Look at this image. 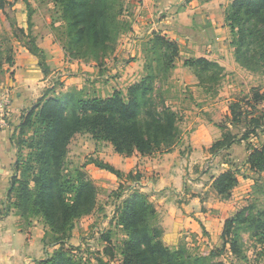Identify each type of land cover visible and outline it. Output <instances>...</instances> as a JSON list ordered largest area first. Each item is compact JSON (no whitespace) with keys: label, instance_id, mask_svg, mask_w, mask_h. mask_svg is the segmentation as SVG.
Listing matches in <instances>:
<instances>
[{"label":"trees","instance_id":"1","mask_svg":"<svg viewBox=\"0 0 264 264\" xmlns=\"http://www.w3.org/2000/svg\"><path fill=\"white\" fill-rule=\"evenodd\" d=\"M53 1L60 6L66 22L71 59H95L103 63V58L115 50L123 27L113 11L118 0ZM225 20L237 63L251 71L264 72V0H234L225 9ZM28 40V50L39 57L40 67L48 74L45 51ZM145 51L147 73L131 84L126 94L119 89L106 97L87 96L82 89L57 93L52 86L24 112L12 133L16 158L3 216L14 212L26 219L37 216L44 219L48 229L43 243L55 249L36 264H87L74 255L71 247L66 248L75 220L90 213L96 205L97 188L93 181L82 171L70 174L65 168L69 146L77 135L88 134L95 141L109 142L116 153L126 157L170 151L180 141L177 112L158 108L151 93L160 73L173 69L181 46L175 39L154 32ZM8 62L11 66L14 64L11 58ZM5 64L0 57V71ZM184 65L193 67L201 82H216L223 70L217 61L205 57L185 58ZM262 101L264 91L252 88L249 96L230 103L228 122L245 124L246 130L239 136L228 123L219 124L222 136L210 148L212 153L218 154L233 143L263 131L264 111L258 109ZM249 148L246 164L261 174L259 180L264 173V143L249 145ZM95 163L117 176H124L111 164L98 160ZM127 177L135 179L137 184L140 180V175L132 171ZM238 182V170L228 169L214 176L213 187L222 198H229ZM112 193L117 198L110 220L114 229L103 232L101 237L106 243L104 253L113 259L118 251L120 264H228L216 260L225 254L246 261L245 235L255 249V259L264 260V208L259 206L258 198L227 218L220 245L208 254H201L186 244L170 247L164 243L159 212L138 185H121ZM116 234L124 235L117 245L114 243ZM98 262L111 264L102 258H98Z\"/></svg>","mask_w":264,"mask_h":264},{"label":"rangeland","instance_id":"2","mask_svg":"<svg viewBox=\"0 0 264 264\" xmlns=\"http://www.w3.org/2000/svg\"><path fill=\"white\" fill-rule=\"evenodd\" d=\"M28 1L30 3L26 0H2V2L0 0V57L6 61V66H11L8 62L9 58L15 64L20 47L28 50L27 42L31 39L34 45L45 51V63L49 66V73L46 75L51 76L45 88L54 86L57 93L82 89L84 95L106 97L119 89L126 94L128 87L147 73L148 56L145 49L148 38H137L138 33L134 26L140 0L115 2L113 11L117 13L123 27L116 39L115 50L103 58V63L95 59L88 61L71 59L66 22L62 19L60 6L53 0ZM181 44V52L174 61L173 69L170 68L168 73L166 71L160 73L151 93L158 108H170L177 112L180 130V141L177 144L187 141L190 129L195 130L199 125L197 119L203 107L215 110L214 117L211 115L209 118L211 122L216 121L217 124L225 125L229 120L225 116L229 99L242 100L249 96L252 88L264 91V72H255L240 66L234 52L226 53L227 49L223 56V52L215 53L217 58L222 56L220 61L225 64L223 66L219 63L223 70L217 81L201 82L197 71L193 67L184 65V60L190 57L211 56V54H202L201 50L191 51L190 40ZM42 45L48 50L52 46L54 53L47 51ZM224 45H230L229 39ZM50 58L54 64L52 66L49 65ZM37 59L39 60V57ZM263 103L264 101L261 102ZM258 109L262 110L260 107ZM185 146L187 149V145ZM113 153L115 154L116 151L111 143L95 141L88 134H81L73 139L65 162L67 172L70 174L84 172L97 188L95 208L75 220L72 237L66 245V248L71 247L74 255L83 258L87 264H99L98 258L111 264H120L121 256L118 251L113 259L104 253L106 243L101 237L103 232L114 229V224L110 220L117 198L112 192L118 190L121 185L130 184L138 185L141 189L140 181L143 174L138 173L140 180L137 184L135 179L127 177L126 172L115 166L124 176H117L96 165L95 160L111 164L106 159L113 158ZM263 184V182L258 183L256 190L259 188L264 194ZM263 194L259 198V206L262 208H264ZM6 199L5 193L0 200V264H36L38 260L47 258L55 247L43 243V237L48 229L44 219L40 216L26 219L14 212L3 217ZM9 216L11 217L8 218ZM162 221L160 217V225L163 227ZM123 237L122 234L114 235V243L119 244ZM245 240L248 260L243 261L227 254L216 260H224L228 264H264V260L255 259V249L247 235Z\"/></svg>","mask_w":264,"mask_h":264},{"label":"crops","instance_id":"3","mask_svg":"<svg viewBox=\"0 0 264 264\" xmlns=\"http://www.w3.org/2000/svg\"><path fill=\"white\" fill-rule=\"evenodd\" d=\"M233 1L140 0L134 24L137 38L149 39L154 32H161L178 41L181 47V43L190 40L191 51L211 54L204 56L225 66L220 58L226 49V53H233V47L224 45L230 37L225 9ZM47 51L54 53L52 46ZM217 52H223L222 56L217 58ZM49 60V65H54ZM50 77L25 47L19 48L15 64L5 65L0 71V105L9 99L5 110L0 106V200L7 195L16 158L11 135L20 124L22 114L42 96ZM235 100H228L225 116L230 115L229 105ZM259 107L264 111V103ZM213 111L203 107L197 119L199 125L195 130L190 129L189 139L170 151L147 156L135 153L131 157L113 153V158L106 159L123 172L143 174L141 190L155 204L163 220L164 243L170 247L186 244L201 254H208L220 245L225 220L259 199L262 193L257 192L260 189L256 190V186L264 183V173L258 180L261 174L246 164L251 152L249 145L264 143V127L258 135L233 143L218 154L212 153L210 148L222 136L219 124L209 119L211 115L214 117ZM228 125L239 136L246 130L245 124L228 122ZM228 169L238 170L239 182L229 198H222L213 187V179Z\"/></svg>","mask_w":264,"mask_h":264},{"label":"built area","instance_id":"4","mask_svg":"<svg viewBox=\"0 0 264 264\" xmlns=\"http://www.w3.org/2000/svg\"><path fill=\"white\" fill-rule=\"evenodd\" d=\"M8 102H9V99L8 98H6L5 99V101L0 105V106H2L3 107V110H5V108H6V105H8Z\"/></svg>","mask_w":264,"mask_h":264}]
</instances>
